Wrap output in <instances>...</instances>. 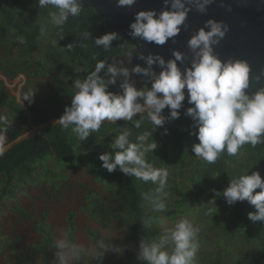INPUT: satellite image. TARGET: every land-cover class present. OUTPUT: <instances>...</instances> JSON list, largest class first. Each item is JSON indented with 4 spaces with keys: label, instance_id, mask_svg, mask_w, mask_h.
<instances>
[{
    "label": "clouds",
    "instance_id": "1",
    "mask_svg": "<svg viewBox=\"0 0 264 264\" xmlns=\"http://www.w3.org/2000/svg\"><path fill=\"white\" fill-rule=\"evenodd\" d=\"M36 2L42 9H50V22L57 28H62L69 17H78L83 10L81 0ZM213 2L163 0L164 7L159 12L141 10L134 13L128 34L133 39L157 46H163L169 40L175 42L174 38L182 27L187 29L185 21L188 13L195 9L200 14H206ZM135 3L136 0H116L117 7L131 8ZM229 30V25L223 21L212 18L204 21L203 26L195 29L186 41L190 59L175 49L167 60L157 53L138 52L137 59L144 61L146 66L137 64L129 68L122 61L110 63L94 55V68L84 78L73 81L70 106H65L63 114L57 117L61 127L70 130L80 141L98 132L105 121L115 124L117 120H124L139 129L146 118L152 125L151 130L143 131L132 140V133L127 127H117V134L109 144L110 151L100 154L98 159L108 173L119 169L126 176L156 185L153 191L143 196L153 212L166 211L169 173L167 167H155L146 158L157 148L152 134L156 127L164 125L166 119L179 118L185 90L187 103L191 106L184 114L193 121L196 131L190 134H194L199 141L192 145L195 157L214 164L225 152L236 156L246 144L255 147L264 143V86L251 93L246 91L250 87V65L245 60L232 57L221 60L214 52L215 46ZM41 34H46L45 27H41ZM82 38L94 39L95 45L105 51L112 47L113 41L121 39L117 32H106L96 38L90 32H84ZM23 42L20 38V43ZM66 47L71 50L72 45ZM186 60L187 66L183 69L178 67V62L183 65ZM154 66L159 68L158 72ZM135 74L147 78L143 87L137 88L131 79ZM254 79L258 83L264 80V68ZM117 85L118 91L108 90L109 86ZM32 96L33 93L25 96L24 100L31 102ZM166 107L167 117L162 114ZM137 115L139 119H134ZM12 123L6 117H0V135L6 134ZM248 171L231 178L222 193L213 191L215 196L222 195L229 205L246 200L255 208L254 212L248 213V218L252 222L264 223V180L259 172L253 171L249 175ZM256 189L260 191H254ZM211 202L214 204V200ZM159 223L161 232L140 242L138 258L145 264H196L200 248L199 229L192 220L183 217L175 220L171 227L163 218ZM54 246L58 264L79 262L84 257L94 264H103L106 254L123 251L112 241L103 239L82 246L73 242L67 232Z\"/></svg>",
    "mask_w": 264,
    "mask_h": 264
},
{
    "label": "trees",
    "instance_id": "2",
    "mask_svg": "<svg viewBox=\"0 0 264 264\" xmlns=\"http://www.w3.org/2000/svg\"><path fill=\"white\" fill-rule=\"evenodd\" d=\"M81 5L83 10L78 17H69L62 28H57L50 22L48 16L50 9L40 8L36 0H0V70L8 78H12L18 71L29 70L31 67L35 70L28 73L29 77L53 75V81L45 91L23 86L22 104L8 94L0 81V106L4 109L0 117L13 121L6 134L0 135L6 137L9 143L13 142L0 153V175L1 182L6 187L3 190L5 194L12 190V182L17 176L18 179L22 176H32L38 165L45 164L50 158L56 163L69 165L81 160L77 149V138L70 130L63 129L60 123L45 125L53 118L60 117L65 106H70L71 101L64 102V99L66 96H71L74 91L70 81L65 80L63 76L55 75L53 66H56L62 75H76L82 79L94 68L96 63L92 60L94 55L111 63L119 61L132 48L122 38L113 41L108 51L97 47L92 38L83 39L84 32H90L92 37L96 38L111 31L107 29L103 18L99 17L91 5L83 1ZM46 24L53 27L51 40L54 45H45L44 48L40 46L46 34H41V27H45ZM20 38L23 39V43H20ZM67 45H72L71 50L66 47ZM39 49H42L41 55L37 56ZM131 79L135 81L137 88L143 87L146 82V79L134 77ZM108 90L116 92L118 85L109 86ZM32 93L31 102L24 100L25 96ZM182 103L183 107L179 110L178 119H166L163 126L155 128L152 139L157 143V148L152 153L149 152L146 157L155 167L168 168L166 211L153 212L143 198L144 194L153 191L156 185L126 176L119 169L108 173L101 167L102 162L98 159L102 153L97 155L96 152L90 151L88 154L92 156L85 157L89 163L87 165L93 168L99 180L106 186L112 187L118 209L108 207L110 201L101 199L100 194L90 193L91 201L86 205L88 213L96 221L108 227L114 221L117 222L115 224L120 225L124 233L130 234L136 243L134 248L123 241L124 246L127 244L129 249H123V244L119 243L118 246L123 251L114 264H145L142 260L135 263L133 258L140 242L147 241L161 232L159 221L163 216L173 220L181 214H192L195 210L192 204L201 195H207L206 192L209 190V195H213L214 204L203 206L199 214L193 213L192 217L193 221L204 217V220L198 221L200 226L205 229V234L206 226L213 234L211 239L213 247L207 251L202 264H264V223L252 222L248 218V213L255 211L254 206L246 200L229 205L222 195L215 196V192L222 193L231 178L247 170L249 175L253 171L259 172L264 180V143L255 147L246 144L236 156H229L225 152L214 164H208L195 157L191 150L192 145L199 141L194 134H190L196 129L192 126L191 118L184 114L186 108L191 106L187 103V95ZM162 114L168 116L167 107L162 110ZM134 119H139V115ZM39 125H45L40 132L15 141L26 130ZM117 127H127L132 133L131 139L135 140L138 134L151 130L152 125L146 118L139 129L124 120H117L115 124L104 122L91 139L101 138L109 148V144L117 134ZM149 139L151 140V137ZM42 172L51 173V176L56 175L48 167ZM186 173L189 175L187 176ZM189 176L191 177L188 178ZM219 178L224 182H219L217 180ZM207 215L211 216V220L210 217L206 219ZM72 218L71 212L68 216L71 229H73ZM90 235L94 236L95 233L91 231ZM234 236H239L241 245L245 248V251L239 254L241 262L238 263L234 262L229 252L230 247L233 248L230 242ZM203 237L199 231L200 245L204 241ZM48 240L50 241V238ZM213 249H218L216 255ZM123 257L126 258V262L121 261ZM83 261L81 259L80 262ZM103 264L107 262L103 260Z\"/></svg>",
    "mask_w": 264,
    "mask_h": 264
},
{
    "label": "rangeland",
    "instance_id": "3",
    "mask_svg": "<svg viewBox=\"0 0 264 264\" xmlns=\"http://www.w3.org/2000/svg\"><path fill=\"white\" fill-rule=\"evenodd\" d=\"M46 37L40 47L45 45H54L51 40L53 27L50 24H46ZM43 48V49H44ZM42 49H39L36 53L37 56L41 55ZM133 48L130 49L119 61L125 63L126 67L131 68V54ZM55 75L63 76L67 81H70L73 88V81L79 76L62 75L53 66ZM78 67V66H77ZM81 68V67H80ZM34 71L35 68L31 67L29 70L18 71L12 78H8L0 70V81L3 83L10 96L15 97L19 104H22L21 91L23 86H30L37 91H45L46 88L53 81V75L47 77L42 76H28V73ZM132 78V76H131ZM32 82V84L30 83ZM119 83V82H118ZM74 90V89H73ZM185 94L187 92L185 90ZM185 95V96H186ZM71 101V96H66L64 102ZM4 112V109L0 106V114ZM59 118H53L45 125H51L59 123ZM108 122V121H105ZM45 125L33 126L31 129L26 130L22 135L15 139L20 140L25 137H29L34 133L40 132L41 128ZM90 134L85 140L80 141L77 138V149L81 157V160H76L74 163L60 164L48 159L45 164H39L36 172L30 177L18 176L12 182V190H9L8 194L3 193L6 187L1 182L0 175V264H52L56 259L57 249L55 248V242L60 239L63 233H69L71 240L82 246H88L93 244L97 239H103L106 241H112L114 246L119 247V243H129L130 247L136 246V243L132 240L130 234H126L122 231L120 225L111 223L110 227L96 221L88 213L86 205L91 201L89 198L90 193L100 194L101 199L109 200L108 207L117 210L116 196L112 187H108L96 177V173L89 164L85 157L89 155L90 151L97 153H104L110 149L104 144L103 140L95 139ZM12 143H9L5 137H0V153L5 151ZM92 156V155H89ZM48 167L56 175L51 176V173L45 174L42 170ZM188 176L189 174L186 173ZM189 176L188 178H190ZM59 178V179H58ZM188 178L186 180H188ZM219 182H224L223 179H217ZM201 195L192 204L194 207L193 213L199 214V211L203 206L212 204L213 195ZM73 213V229L69 227L68 216L69 213ZM178 215L176 218L169 219L166 216L162 218L167 223V226L171 227L172 223L180 218L188 217L192 220L194 214ZM206 219L211 220V216H205ZM204 220V217L198 218L192 222L198 227L201 236L204 241L199 248L196 256V264H202L205 259V255L208 250L212 248V236L213 234L206 226L207 233H204L198 221ZM209 221V220H208ZM204 223V221H202ZM95 233L94 236L90 235V232ZM50 238V241L48 240ZM124 241V242H123ZM44 243V244H42ZM233 248L230 247V254L234 262H241L239 254L245 251L242 247L241 239L239 236L231 238ZM129 249L126 244L123 249ZM138 249L134 252L135 263L140 262L138 258ZM218 249H213V253L216 255ZM232 250V251H231ZM220 251V250H219ZM202 252V253H201ZM120 253L106 254L104 261L107 264H114L119 260ZM84 261L71 262V264H92L87 257L82 258ZM122 262H126V258L121 259Z\"/></svg>",
    "mask_w": 264,
    "mask_h": 264
},
{
    "label": "water",
    "instance_id": "4",
    "mask_svg": "<svg viewBox=\"0 0 264 264\" xmlns=\"http://www.w3.org/2000/svg\"><path fill=\"white\" fill-rule=\"evenodd\" d=\"M91 5L99 17L103 18L105 26L111 32H117L119 36L132 48L131 66L139 64L146 66L144 61L137 59V53L143 52L157 53L162 55L165 60L171 58L173 49L184 53L191 58L186 41L195 29L203 26L204 21L209 18L223 21L229 25V32L224 39L214 48V52L221 60L228 57L245 60L250 65V87L249 93L256 91L264 86V80L259 83L254 77L264 68V0H214L208 6L206 14H200L195 9L191 10L185 21L187 29L182 27L181 32L173 42L169 40L163 46L152 43H145L129 36V24L134 21V13L141 10H156L159 12L163 7V0H136L131 7H117L116 0H81ZM231 9L230 11L228 9ZM186 60L183 65L178 67L183 69L187 66ZM155 71L159 68L154 66ZM136 79H147L146 77L135 74Z\"/></svg>",
    "mask_w": 264,
    "mask_h": 264
}]
</instances>
